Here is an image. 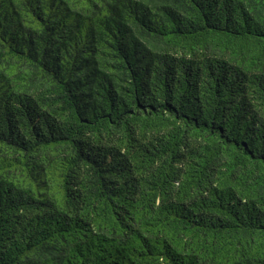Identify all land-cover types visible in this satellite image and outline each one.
I'll list each match as a JSON object with an SVG mask.
<instances>
[{
    "label": "trees",
    "instance_id": "trees-1",
    "mask_svg": "<svg viewBox=\"0 0 264 264\" xmlns=\"http://www.w3.org/2000/svg\"><path fill=\"white\" fill-rule=\"evenodd\" d=\"M0 264H264V0H0Z\"/></svg>",
    "mask_w": 264,
    "mask_h": 264
}]
</instances>
